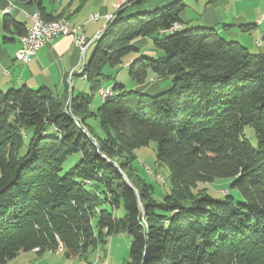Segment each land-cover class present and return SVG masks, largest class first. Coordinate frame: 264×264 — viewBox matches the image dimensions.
<instances>
[{
	"label": "trees",
	"instance_id": "1",
	"mask_svg": "<svg viewBox=\"0 0 264 264\" xmlns=\"http://www.w3.org/2000/svg\"><path fill=\"white\" fill-rule=\"evenodd\" d=\"M15 1L35 6L45 21L61 17L46 12V0ZM149 2L122 4L94 41L82 71L90 93L0 89V264L59 247L82 257L121 231L130 238L125 264H264V53L212 27L184 28L182 0ZM2 24L27 33L9 13ZM144 38L159 57H128ZM106 66H130L137 87L114 84L93 111ZM150 74L171 83L150 94L143 88ZM151 141L170 173L162 199L133 165L134 150ZM77 152L81 160L61 173ZM121 170L135 176L132 185ZM217 178H231L243 202L199 189Z\"/></svg>",
	"mask_w": 264,
	"mask_h": 264
},
{
	"label": "crops",
	"instance_id": "2",
	"mask_svg": "<svg viewBox=\"0 0 264 264\" xmlns=\"http://www.w3.org/2000/svg\"><path fill=\"white\" fill-rule=\"evenodd\" d=\"M173 1L176 0H150L149 3L156 6ZM244 1L251 0H208L206 5L197 2L195 8L198 11L193 19L188 16L186 10H193L192 5L182 0L185 4L181 14L183 27H192L191 24H195L212 27L218 31L216 27L222 25L223 29L218 32L223 37V33H226L231 40L239 41L244 38L241 40L244 46H253L258 50L254 53H264V0H261L257 7L242 5ZM45 4L47 13L58 15L61 12H72L68 23L70 26L83 25L84 36L90 41L88 47L80 50L73 36H59L40 47L28 63H22L15 57V52L20 46L19 36L10 31L11 28L4 29L2 18L5 13H9L17 21L24 23L28 31L32 21L25 11L32 10L35 6L20 4L15 0H0V89L4 90V86L8 89L16 88L17 85H27L32 89L46 86L55 94L67 91L72 96L77 80L80 84L87 82L79 80L86 65L87 49L108 23H105L106 14L116 11L118 0H46ZM94 13L101 15L98 22L89 20V16ZM257 42H261V45ZM137 43L141 49L147 44V39L138 40ZM160 79L163 81L167 78ZM147 84L143 88L150 94L161 90L155 81ZM151 90L154 93H151Z\"/></svg>",
	"mask_w": 264,
	"mask_h": 264
},
{
	"label": "rangeland",
	"instance_id": "3",
	"mask_svg": "<svg viewBox=\"0 0 264 264\" xmlns=\"http://www.w3.org/2000/svg\"><path fill=\"white\" fill-rule=\"evenodd\" d=\"M208 0H185V2H188L192 5L193 10L186 9L188 11V16L192 17L194 19L196 15V8L195 4L199 2L198 4L206 5ZM261 0H251L248 2H242V5L246 6H255L257 7L259 2ZM119 2V0H118ZM190 6V5H189ZM118 8V7H117ZM36 9H32L29 11H25V13H32ZM66 12V11H65ZM72 12L68 11V13L64 14L61 12V17L57 18L64 19L68 21L69 16ZM182 14V13H181ZM194 21V20H193ZM194 23V22H192ZM192 27H197L195 24H191ZM216 29L220 32L223 29L222 25H218ZM224 37H226L228 40H231L228 38V35L226 33H223ZM241 40H244V38ZM239 40L241 43L242 41ZM96 43L92 42L87 49L86 53V64L90 62V59L92 57V54L95 50ZM250 52L254 53L255 51H258L257 49H254L253 46L248 47ZM157 50L153 45L152 39H147V44L141 47L139 51L132 52L130 56L132 58L139 57L138 55H148L152 57H159V55L156 53ZM258 53V52H256ZM130 66H126L123 68H111L109 66H106L104 69V75L100 76L99 81H101L100 88L107 89L109 87H112L116 83H121L126 86L127 89H134L136 88V81L133 80L129 74ZM150 78L148 79L149 84H152L155 80L161 90L166 89L170 83L171 78H167L166 80L161 81L159 77L156 75L150 74ZM154 79V80H152ZM79 80H83L82 76L79 77ZM85 81V80H84ZM20 85H17L16 88H18ZM5 91H7V86L2 87ZM74 96L78 95H84L87 93H90V86L89 83L85 82L84 84H80L77 80L74 88ZM151 93H154V91H150ZM95 98L91 104V109L93 111H97L98 108L102 105L103 99L105 97L102 96V94L99 93V91H96ZM68 104V102H67ZM90 125L92 126V130L95 133H101V127L99 119L93 118L89 120ZM50 133H54V127H50ZM246 134L247 137L255 143V134L253 128L250 126H247L246 128ZM29 135V132L28 134ZM28 145V137H25L24 145L21 150V154H24L27 150ZM134 153L136 155V160L134 161V167H136L137 171L139 172V175L146 179V182L153 185L155 190V196L158 199H162V196L169 191L170 189V173L168 167L164 163L158 162L157 157V143L156 141H151L148 145L142 146L138 149L134 150ZM82 158V155L80 152L74 153L70 155L64 162L62 166L61 173H65L69 171L75 164H77ZM121 161L124 162L123 158H116L115 164ZM118 166V165H117ZM119 169H121L120 166H118ZM122 171V170H121ZM125 179L129 184L132 185L133 178L135 176L132 175V177L128 176V171L123 170L122 171ZM232 179L231 178H217L211 183H200L199 189L205 190L209 192L214 198L223 200L227 193H231L236 201L243 202V196L240 193V191L236 188H233L231 184ZM117 216L122 217L124 215V209L123 207L117 211ZM129 248H130V238L128 236V233L125 231L117 232L112 234L107 238V242L105 244H101L97 249L94 251L89 252L87 255L78 257L74 255H68L66 251L62 249H57L55 251H46L44 253H38L35 250L27 251V252H21L13 259H10L8 261V264H125V262L129 258ZM30 254V255H29ZM30 256V257H29Z\"/></svg>",
	"mask_w": 264,
	"mask_h": 264
},
{
	"label": "built area",
	"instance_id": "4",
	"mask_svg": "<svg viewBox=\"0 0 264 264\" xmlns=\"http://www.w3.org/2000/svg\"><path fill=\"white\" fill-rule=\"evenodd\" d=\"M127 1L128 0H119L118 7H120L124 3H127ZM25 14L33 22L34 34L33 38H25L23 35L19 36L20 46L15 52V57L22 63H28L40 47L51 43L52 41H54V39L59 36H73L80 50H85L86 43L90 42L84 36L83 25L70 26L69 23H62L58 28H48L45 25L41 24L39 21H37L35 11L32 13L26 12ZM113 15L114 13L106 14L105 23L108 22L111 16ZM262 18L264 19V13ZM100 19L101 15L99 13H94L89 16V20H94L96 22H98ZM96 37H98V34ZM257 44L261 45V42H257ZM104 91H110V89H103L99 93L101 94Z\"/></svg>",
	"mask_w": 264,
	"mask_h": 264
},
{
	"label": "bare ground",
	"instance_id": "5",
	"mask_svg": "<svg viewBox=\"0 0 264 264\" xmlns=\"http://www.w3.org/2000/svg\"><path fill=\"white\" fill-rule=\"evenodd\" d=\"M35 14L37 16V21H39L41 24L45 25L48 28H58L62 23H68V21L64 20V19H56V20H51V21H45L44 18L41 17V14L38 10H35ZM114 18V15L111 16V18L109 19V21L111 19ZM108 21V22H109ZM33 34H34V26H33V22H32V26L30 27V29L27 31L26 34H24L23 36L25 38H33ZM89 42L86 43L85 48L88 47ZM83 71V70H82ZM83 80H86V75L82 74V72L80 73ZM103 90V88L100 90V92ZM111 91H104L102 94L103 97H106L108 94H110Z\"/></svg>",
	"mask_w": 264,
	"mask_h": 264
},
{
	"label": "water",
	"instance_id": "6",
	"mask_svg": "<svg viewBox=\"0 0 264 264\" xmlns=\"http://www.w3.org/2000/svg\"><path fill=\"white\" fill-rule=\"evenodd\" d=\"M129 184V183H128ZM131 185V184H130Z\"/></svg>",
	"mask_w": 264,
	"mask_h": 264
}]
</instances>
